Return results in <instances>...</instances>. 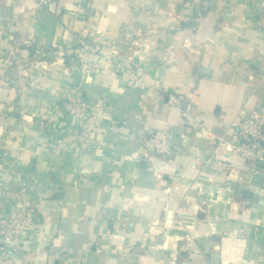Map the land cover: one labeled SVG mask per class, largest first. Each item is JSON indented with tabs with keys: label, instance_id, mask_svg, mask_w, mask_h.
<instances>
[{
	"label": "crops",
	"instance_id": "1",
	"mask_svg": "<svg viewBox=\"0 0 264 264\" xmlns=\"http://www.w3.org/2000/svg\"><path fill=\"white\" fill-rule=\"evenodd\" d=\"M51 1L54 13L0 0V211L24 188L37 218L0 264H264V164L215 147L240 109L264 108V0ZM87 34L105 56L130 57L149 90L126 89L102 61L87 83L71 72L72 38ZM76 86L104 102L101 124L93 149L68 138L55 155L64 128L38 121ZM148 134L173 154L139 148ZM208 159L226 164L227 183ZM239 194L251 204L235 209Z\"/></svg>",
	"mask_w": 264,
	"mask_h": 264
},
{
	"label": "built area",
	"instance_id": "2",
	"mask_svg": "<svg viewBox=\"0 0 264 264\" xmlns=\"http://www.w3.org/2000/svg\"><path fill=\"white\" fill-rule=\"evenodd\" d=\"M24 1L35 8H44L50 13L55 12V4L51 0ZM72 39L73 46L70 49L71 65L69 70L77 72L84 83L89 82L94 76H104L99 68V63L102 61L122 77L126 89L136 92L139 96L144 95L149 90V86L144 80L143 71L128 63L131 60L130 57L123 60L118 55H114V57L105 56L101 47L88 38V34L73 36ZM86 56H91L93 60H85ZM84 92L82 86L69 87L65 98L53 105L52 115L47 116L45 121H38L40 129H49L51 120L61 122L64 134L62 138L55 139L51 149L55 155L67 148L69 145L68 138L74 139L83 151L93 149V135L95 130L100 127L104 102L98 100L90 106L86 101ZM165 99L166 104L180 110L182 118L188 116L185 100L181 94L168 93L165 95ZM192 125L197 127L195 124ZM111 128L116 131V126ZM215 147L227 149L228 154L241 158L252 166H255L258 162L264 164V108L240 109L231 123L229 139L216 137ZM139 148L161 158H168L173 154L172 146L165 136L157 138L153 134H148L139 142ZM227 157L231 156L227 155ZM204 163L206 166L212 167L214 172L227 183L226 164L220 160L212 161L211 159L206 160ZM15 175L16 177L20 176L16 170ZM25 193L26 190L20 188L9 194V197L13 200V213L11 215L2 214L0 211V247H11V250L8 251L9 255L13 254L15 249L12 248L21 241L26 234V230L37 222V218L26 203ZM5 195L7 194H5L4 185L0 181V202ZM237 199L232 202L235 209H237V206L245 207L251 204L250 200L242 194H239ZM172 221L173 212L166 211L164 223L170 225Z\"/></svg>",
	"mask_w": 264,
	"mask_h": 264
},
{
	"label": "water",
	"instance_id": "3",
	"mask_svg": "<svg viewBox=\"0 0 264 264\" xmlns=\"http://www.w3.org/2000/svg\"><path fill=\"white\" fill-rule=\"evenodd\" d=\"M257 164H263L262 162H258Z\"/></svg>",
	"mask_w": 264,
	"mask_h": 264
}]
</instances>
